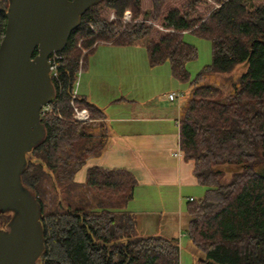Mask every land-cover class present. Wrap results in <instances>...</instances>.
I'll return each instance as SVG.
<instances>
[{
	"label": "trees",
	"instance_id": "trees-1",
	"mask_svg": "<svg viewBox=\"0 0 264 264\" xmlns=\"http://www.w3.org/2000/svg\"><path fill=\"white\" fill-rule=\"evenodd\" d=\"M7 6L0 0V40ZM186 33L211 44V63L194 76L186 65L198 53ZM100 45H142L151 67L167 62L190 87L179 145L205 187L186 204L185 232L201 264H264V0H100L80 15L59 52L58 79L51 78L45 137L27 153L21 176L41 208L38 264H180L175 238L139 234L135 216L122 210L136 185L131 172L91 166L82 183L75 180L103 148V110L73 93ZM245 62L238 78L227 74ZM215 73L225 74L228 88L208 81ZM74 113L88 120L73 121ZM217 165L230 166V176ZM10 216L0 213V228Z\"/></svg>",
	"mask_w": 264,
	"mask_h": 264
},
{
	"label": "water",
	"instance_id": "water-1",
	"mask_svg": "<svg viewBox=\"0 0 264 264\" xmlns=\"http://www.w3.org/2000/svg\"><path fill=\"white\" fill-rule=\"evenodd\" d=\"M99 1L8 0L0 40V213L11 216L0 228V264H38L44 249L41 208L21 176L27 153L45 137L40 108L55 96L48 56Z\"/></svg>",
	"mask_w": 264,
	"mask_h": 264
},
{
	"label": "crops",
	"instance_id": "crops-1",
	"mask_svg": "<svg viewBox=\"0 0 264 264\" xmlns=\"http://www.w3.org/2000/svg\"><path fill=\"white\" fill-rule=\"evenodd\" d=\"M133 46L98 48L88 70L83 72L79 87L78 76L73 85V93L85 96L104 112V118L100 120L104 126L103 148L100 154L87 158L75 180L82 183L86 169L91 166L128 170L133 174L136 185L132 199L122 210L135 216L139 234L141 219L137 214H141L144 225H150V217L161 222L159 228L145 236H163L157 231L163 228V213L175 212L183 202L187 204L190 197L196 199L203 186L193 175V161L183 157L179 145L177 121L186 101L184 98L179 103L170 100L165 89L163 106L153 102L157 92H148L152 84H148L150 78L146 75H151L157 68L137 65L142 57L137 55ZM136 66L144 70L140 77L135 73L128 76ZM163 79L170 88L174 87L172 80ZM176 153L179 155L175 156ZM138 192L143 194L142 200L148 204L147 208L127 209ZM168 202L173 204L170 209L166 207Z\"/></svg>",
	"mask_w": 264,
	"mask_h": 264
},
{
	"label": "rangeland",
	"instance_id": "rangeland-1",
	"mask_svg": "<svg viewBox=\"0 0 264 264\" xmlns=\"http://www.w3.org/2000/svg\"><path fill=\"white\" fill-rule=\"evenodd\" d=\"M183 39L187 43L194 45L197 49V53H198L197 58L192 61H189L186 65L187 70L189 71L191 76H194L205 65L211 63V60H212L211 44L208 40L197 37L189 33L184 34ZM105 46H110V45H104V46L100 45L97 47V49L100 47H105ZM110 47H113V46H110ZM132 48L133 50L137 51V55H141L142 57L138 60L137 65H143L149 69L157 68L155 69L156 71H153L151 73V75H146V77L150 78L149 80L148 78H146L148 80V84H152V88L150 89L151 91L148 90V92L151 93L154 90H156L157 92V95L155 96L156 98L152 99L153 102L157 101V103H159L160 106H163V91L167 89V92H169V94L172 92L181 93L182 96L180 97V99H175L174 101L179 103L184 98V101L188 103V100L191 97L190 87L188 86L187 83H181L172 77L171 72H170V67L167 62L161 65H158V66L151 67L148 63V58H147V53H146L145 48L142 47L141 45H134ZM97 49L95 50V52L97 51ZM95 52L89 57L88 68L91 62V58L93 57ZM246 68H247L246 62L243 64H238L234 67V69L230 73H227V74L231 75L232 78L236 79L244 70H246ZM163 70H166V71H163ZM143 71H144L143 69L136 66V69L133 72L130 71L131 73H129L128 76L131 77L133 73H135V75L140 77ZM83 72H79L78 74L77 88L79 87V83L84 74ZM224 76L225 74L215 73L213 75H210L208 81L211 84H214V85L216 84L217 86L223 87V89H226L229 87V84L226 83L225 81H222ZM163 78L172 80L175 83L174 87L170 88V84ZM122 90H124V87H122ZM223 166L224 165H217L216 167L219 169H223L225 176L229 177L231 174L232 168L230 166H225V167ZM202 188H203L202 193L200 194V196H196L197 198L201 197L204 194L205 187L203 186ZM142 196L143 194L139 193L137 197H135V201H132L130 205L129 204L127 205V209L132 210L134 208L136 209H142V207L147 208L148 204L142 200ZM64 200L66 203H68L66 198H64ZM154 205H156V202H154ZM172 205L173 204L168 202V206H166L167 209H170ZM137 215H138L137 217L141 219L139 221V226H138L140 229L139 232L141 235L148 234L154 229H157L156 227L158 228L160 227L161 222H155L153 217L148 218L150 225L148 224L144 225L141 214H137ZM189 218L190 217L186 209V202H183L182 206L178 207L175 212H169V213L164 212L163 213V225H161V227L163 228L158 229L157 231L161 233V235L165 236L166 238H175L178 241L180 264H201V261H200V259L202 258L201 252L192 244L190 238L185 232Z\"/></svg>",
	"mask_w": 264,
	"mask_h": 264
},
{
	"label": "built area",
	"instance_id": "built-area-1",
	"mask_svg": "<svg viewBox=\"0 0 264 264\" xmlns=\"http://www.w3.org/2000/svg\"><path fill=\"white\" fill-rule=\"evenodd\" d=\"M60 60H61V55L59 52H53L48 56V62H49V68H50V78H53L55 80L58 79V69L60 66ZM181 96H182L181 93H178V92H172L168 95L170 100L180 99ZM52 101L42 105V107L40 108V116H44L49 113H52ZM72 120L76 122L78 121L86 122L88 119L82 114L74 113L72 115ZM174 155L175 156L179 155V153H176ZM190 200H192L191 197L188 198V201Z\"/></svg>",
	"mask_w": 264,
	"mask_h": 264
}]
</instances>
